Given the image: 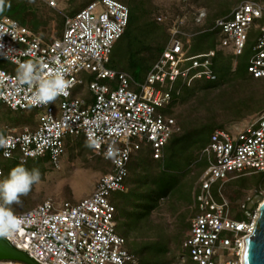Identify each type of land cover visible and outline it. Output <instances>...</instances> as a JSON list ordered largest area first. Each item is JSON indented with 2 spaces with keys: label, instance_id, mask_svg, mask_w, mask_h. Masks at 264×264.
Listing matches in <instances>:
<instances>
[{
  "label": "built area",
  "instance_id": "2783aa9c",
  "mask_svg": "<svg viewBox=\"0 0 264 264\" xmlns=\"http://www.w3.org/2000/svg\"><path fill=\"white\" fill-rule=\"evenodd\" d=\"M128 19L129 8L122 2L95 0L64 15L61 35L43 42L15 19L0 17V59L14 67L12 72L0 67V104L14 112L42 111L32 129L4 128L0 157L21 164L48 157L59 168L68 141L81 138L107 163L89 195L75 202L47 199L15 214L24 222L14 232L0 235L37 264H138V256L127 249L126 239L117 230L111 199L113 193L127 191L124 181L134 154L146 147L153 159L163 157L164 146L179 130L166 111L180 87L216 80L213 67L219 52L232 57L234 70L248 39L255 37L246 72L264 80V5L256 1L239 3L210 25L207 12L198 9L191 18L193 29L183 16L158 17L159 22L167 21V40L141 83L107 66ZM206 34L213 35L217 45L191 54L193 40ZM29 60L43 78L63 67L72 82L68 95L34 104V86L17 75L18 62ZM84 73L90 78H83ZM176 83L180 87L174 89ZM76 86L85 87L88 94H73ZM200 157L205 167L192 188L193 215L179 256L171 264H243L245 240L262 201L251 193L233 209L224 192L238 175L264 174V111L232 130L214 129Z\"/></svg>",
  "mask_w": 264,
  "mask_h": 264
},
{
  "label": "rangeland",
  "instance_id": "374dc122",
  "mask_svg": "<svg viewBox=\"0 0 264 264\" xmlns=\"http://www.w3.org/2000/svg\"><path fill=\"white\" fill-rule=\"evenodd\" d=\"M49 1H53L55 5L50 6ZM93 1L95 0H0V14L14 18L16 21L23 15L29 21L35 20L39 23L36 35L43 42H49L61 35L64 15H72ZM117 1L122 2L131 10L132 0ZM135 1H139L141 8L138 11V24L129 26L125 34L116 41L107 66L116 71L127 72L134 82L141 83L150 65L157 58L159 48L168 36L167 21L159 22L158 17L170 20L176 16H183L188 22V27L193 29L194 24L192 25L191 18L196 10L204 9L213 19L221 12H230L239 3L248 0ZM250 1L264 5V0ZM28 28L30 29L29 24ZM254 44L255 37H250L243 55L236 59V64L244 75H246L245 68L252 55L251 48ZM216 45V38L211 34H206L193 40L190 53L214 48ZM231 61L233 66V59ZM222 62L227 64L229 59L219 58L217 60L218 64ZM0 67L10 72L14 69L3 59H0ZM81 76L85 79L90 78L85 73ZM179 87L180 83L174 85V89ZM226 90L228 93H223ZM73 94L86 96L88 92L85 87L76 86ZM251 95L258 101L244 100L239 108L231 105V102L236 99ZM196 96L201 97L203 102L200 103L201 100ZM259 100L262 101L259 103ZM238 109L239 112L257 110L242 119L232 120L231 114H235ZM187 111L194 123L207 120L209 117L210 121L216 123L214 129L232 130L233 127L243 126V124L252 122L264 111V80H248V85L243 87L236 83L230 85L225 83L207 94L201 93L196 88L194 94L186 98L185 102L179 100L173 107L175 120L178 121V116ZM41 112V109L32 108L14 112L0 104V135L4 133V128L18 130L26 126L32 129ZM208 141L209 133L206 130L200 134L183 131L172 135L162 151L166 167L156 181L159 188L166 189L168 193L158 197L145 217L140 218L134 225L129 223L126 227L125 224L129 220L125 212L117 211L118 232L126 237L127 249L141 259V264H171L177 260L181 241L187 233L188 224L193 215L192 188L205 163L200 157V152ZM132 158L128 167V175L124 181L127 191L134 185L133 181L140 167L157 171L158 166H162L163 163V158L153 161L146 147L136 152ZM17 165H23L28 170L39 169L41 181L33 185L31 191L26 196H21L17 203L9 205L14 214L27 211L47 199L55 202H75L84 198L93 191L96 182L107 167V163L95 156L90 145L81 138L68 141L59 168H55L48 157L29 159L25 164L0 157V168L4 172L3 179L7 178L9 172ZM155 176L157 174H154ZM251 193L253 196H259V202L264 200V174L236 177L227 184L224 192L235 209L244 196ZM111 199L115 207H123L125 195L123 192H116L111 195ZM138 211L141 212V208H138ZM238 219L241 220L243 217L238 215Z\"/></svg>",
  "mask_w": 264,
  "mask_h": 264
},
{
  "label": "trees",
  "instance_id": "16d2710c",
  "mask_svg": "<svg viewBox=\"0 0 264 264\" xmlns=\"http://www.w3.org/2000/svg\"><path fill=\"white\" fill-rule=\"evenodd\" d=\"M131 3H132V5H131V10L129 9V19H128V24H127L126 29L129 26H132L134 24H138V22H137L138 11H140V9H141L139 1L132 0ZM227 13H229V12H225V13L221 12L218 17L224 16ZM0 17H3V14H0ZM218 17H215L212 19L207 14L206 24L210 25ZM12 19H14V18H12ZM17 21L26 27H28V24H29L30 30L34 34L37 33L39 23H37L35 20L29 21L27 19V17H25V15H23L22 18H17ZM62 26H63V19H62ZM126 29H125L123 35L125 34ZM166 40H167V38H166ZM162 46H161V48H162ZM161 48H159L158 55L161 51ZM219 58H225V59L228 58L229 62L227 64H224L223 62L218 64L217 60H219ZM231 58L232 57L230 55H225L222 52H219L214 59V67H213V70L217 76L216 80L215 81L199 80V81L192 83L190 86H184L183 89H181L180 94L177 97V99L174 100V102L172 104V108L169 109L168 111H166V113L171 115L175 119L174 114H173V107L175 106L177 101L183 100L185 102L186 98H188L189 96L194 94L196 88L201 93L207 94L210 91H212L213 89L220 88L225 83L229 84V85L236 83V84H240L243 87V86L248 85V80L258 81L256 79L251 78L247 74L246 68H245V74L246 75H244V72L238 68L237 64L235 65V68L233 70ZM223 93H228V92L226 90ZM196 97H198V96H196ZM198 98H199V100H201L200 103L203 102V99L201 97H198ZM244 100H246L248 102L249 101L250 102H252V101L257 102L258 101L255 99V97L253 95H251V96H246V97H240V98L236 99L235 101L231 102V105L233 104L234 105L233 107L239 108L244 103ZM261 101L262 100H259V103ZM257 109L253 110L252 112H250V111L239 112V109H238L237 112H235V114H231V117H232L231 119L232 120L242 119V118L246 117L247 115L255 112ZM189 115H190L189 111H187V113L184 112L178 116V121L175 120L177 126L179 127V130L176 133L187 131V132H192L195 134H200L201 132L206 130V131H208V133L210 135V133L214 130L216 123H213L212 121H210L209 117L207 120H203V121H200L198 123H194L192 121L193 119ZM225 129H227V128H225ZM176 133H174V134H176ZM161 159H153L152 158L153 161H159ZM131 162H132V160H131ZM131 162H130V164H131ZM135 166H137V165H135ZM159 166H158L157 171H154V170H152L150 168H146V167H140L139 168L140 171L137 170V176L134 178V181H133L134 185L132 186V188H130L129 191H127V193H124L125 199H124V203H123L124 205H122L123 207H118V208L116 207V211L122 210L125 212V214L127 216V220H129V221H127V224H125L126 227L129 226V223L134 225V224H136V222L140 218L142 219L143 217H145V215L151 209V207L154 206L157 198L165 196L168 193V191L166 189H162V188L160 189L159 186L156 184L157 178L161 175L162 170L166 167L165 157L163 158L162 166H160V167ZM204 167H205V163H204L203 168ZM203 168L200 170V172L203 170ZM135 169H136V167H135ZM154 174H157V176H155L156 178L154 177ZM260 174H262V173H260ZM252 175H257V174H252ZM242 176H244V175H238V177H242ZM3 177H4V172H3ZM138 208H141L142 211L141 212L138 211ZM232 208H234V206H232ZM122 236L126 239V237L124 235H122ZM126 242H127V239H126ZM138 259H139L138 264H141V259L139 257H138Z\"/></svg>",
  "mask_w": 264,
  "mask_h": 264
},
{
  "label": "clouds",
  "instance_id": "9594fccd",
  "mask_svg": "<svg viewBox=\"0 0 264 264\" xmlns=\"http://www.w3.org/2000/svg\"><path fill=\"white\" fill-rule=\"evenodd\" d=\"M17 75L20 81L34 86V104H48L61 95L67 96L72 83L66 79L63 67L52 69L51 75L43 78L30 60L18 62ZM40 181L39 169L28 170L23 165L15 166L7 178L0 180V235L14 232L24 222L14 214L9 205L17 203L21 196H26L33 185Z\"/></svg>",
  "mask_w": 264,
  "mask_h": 264
},
{
  "label": "water",
  "instance_id": "95a60500",
  "mask_svg": "<svg viewBox=\"0 0 264 264\" xmlns=\"http://www.w3.org/2000/svg\"><path fill=\"white\" fill-rule=\"evenodd\" d=\"M1 260L37 264L23 252L13 248L5 238L0 236ZM243 264H264V200L259 206V217L254 225L253 231L245 240Z\"/></svg>",
  "mask_w": 264,
  "mask_h": 264
},
{
  "label": "bare ground",
  "instance_id": "6f19581e",
  "mask_svg": "<svg viewBox=\"0 0 264 264\" xmlns=\"http://www.w3.org/2000/svg\"><path fill=\"white\" fill-rule=\"evenodd\" d=\"M0 264H21V263H18V262L12 263V262H9V260H7V262H1Z\"/></svg>",
  "mask_w": 264,
  "mask_h": 264
}]
</instances>
